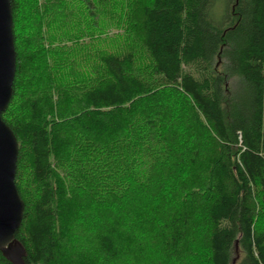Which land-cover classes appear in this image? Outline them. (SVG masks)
<instances>
[{
    "label": "trees",
    "instance_id": "1",
    "mask_svg": "<svg viewBox=\"0 0 264 264\" xmlns=\"http://www.w3.org/2000/svg\"><path fill=\"white\" fill-rule=\"evenodd\" d=\"M11 5L26 263L183 264L204 227L209 264H264V0ZM89 211L94 247L70 255Z\"/></svg>",
    "mask_w": 264,
    "mask_h": 264
},
{
    "label": "water",
    "instance_id": "2",
    "mask_svg": "<svg viewBox=\"0 0 264 264\" xmlns=\"http://www.w3.org/2000/svg\"><path fill=\"white\" fill-rule=\"evenodd\" d=\"M11 0H0V252L12 264H27V251L17 239L25 203L16 185L19 143L3 120L13 95L17 72Z\"/></svg>",
    "mask_w": 264,
    "mask_h": 264
},
{
    "label": "rangeland",
    "instance_id": "3",
    "mask_svg": "<svg viewBox=\"0 0 264 264\" xmlns=\"http://www.w3.org/2000/svg\"><path fill=\"white\" fill-rule=\"evenodd\" d=\"M72 21L74 20L72 19ZM119 31H122V29H119ZM119 31L117 32L114 31L113 34H116V33L118 34ZM212 140L213 138L208 137L206 134L205 139L203 140V143H202L203 145L202 150L207 156L209 153L211 154V152L213 154V151L215 149V146H213L214 144ZM28 174L29 173L26 174V177H28ZM29 189L31 191H35V188H29ZM254 208L256 212V223H257V226H260L264 224V205L261 203L259 199H257L256 195H255ZM90 214H91L90 211L86 212V214L85 213L80 214L75 219H72V221L70 222L69 230L71 227V239L69 241V245L68 246L66 245L68 248L67 250L68 254L76 256L83 252L82 249H92L94 247L93 239L91 237V229H90L92 227L91 225L93 224V220H92V215H91V219H89ZM198 230H199V235H194L196 239L194 238L195 242H194V245L192 246V249L193 250L195 249L198 252V257L194 259L193 257L184 255L183 264H209L210 253L205 244V238L203 234L204 227L198 228ZM153 252H155V254L153 253L154 254L153 257L154 259L159 260V264H180L177 260L174 261L170 259L168 260L162 259L164 258L163 254H160V252L156 253L157 250ZM124 257H122V259ZM238 259H239V256L237 255L236 260ZM236 260H234V264H237ZM119 264H138V262H134L131 260V257H127L123 259V261Z\"/></svg>",
    "mask_w": 264,
    "mask_h": 264
}]
</instances>
